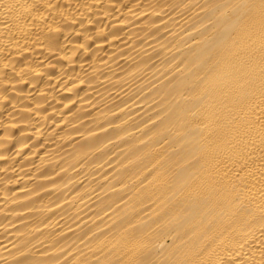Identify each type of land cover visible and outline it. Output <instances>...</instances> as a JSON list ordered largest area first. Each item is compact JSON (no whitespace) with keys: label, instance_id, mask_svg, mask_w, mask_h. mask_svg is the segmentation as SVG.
Returning <instances> with one entry per match:
<instances>
[{"label":"bare ground","instance_id":"1","mask_svg":"<svg viewBox=\"0 0 264 264\" xmlns=\"http://www.w3.org/2000/svg\"><path fill=\"white\" fill-rule=\"evenodd\" d=\"M0 264H264V0H0Z\"/></svg>","mask_w":264,"mask_h":264}]
</instances>
